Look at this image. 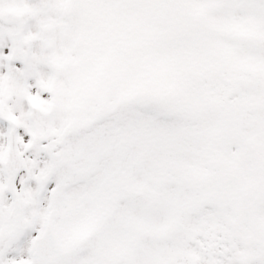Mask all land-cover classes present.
<instances>
[{
    "label": "snow or ice",
    "instance_id": "snow-or-ice-1",
    "mask_svg": "<svg viewBox=\"0 0 264 264\" xmlns=\"http://www.w3.org/2000/svg\"><path fill=\"white\" fill-rule=\"evenodd\" d=\"M0 264H264V0H0Z\"/></svg>",
    "mask_w": 264,
    "mask_h": 264
}]
</instances>
